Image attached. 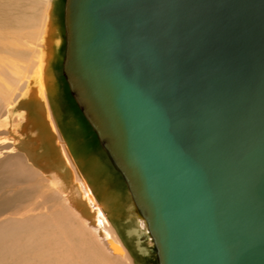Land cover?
<instances>
[{"label": "water", "instance_id": "obj_1", "mask_svg": "<svg viewBox=\"0 0 264 264\" xmlns=\"http://www.w3.org/2000/svg\"><path fill=\"white\" fill-rule=\"evenodd\" d=\"M64 26L157 264H264V0H65Z\"/></svg>", "mask_w": 264, "mask_h": 264}, {"label": "rangeland", "instance_id": "obj_2", "mask_svg": "<svg viewBox=\"0 0 264 264\" xmlns=\"http://www.w3.org/2000/svg\"><path fill=\"white\" fill-rule=\"evenodd\" d=\"M64 5L65 0H0V91L3 93V89L11 87L10 85H12L11 88H13V78L16 76V73L31 76V78L40 74L32 62L37 60L41 53H45L47 51L46 44L44 42L45 36H47L48 41L51 40L49 43H51L50 50L52 53L50 60H48L49 67H47V69L45 67L44 70H46V76L48 77L46 78L48 81L52 80L54 85V89L50 91L52 94L48 92L51 95L50 97L48 96V98L49 102H51L52 112L57 120L56 122L59 126V129L61 130L66 142H68V146L71 148V150L74 148L72 150L73 153L76 154H73L74 158L76 159L78 156L76 161L79 168L83 171V174L87 176L91 187L98 191L95 193L99 196L100 200L110 201L111 205L113 204V206H116L118 213L121 212V215L116 214L115 218L111 219V221H113V224L115 223V226H117L116 230L121 233L120 235H124L125 230L130 227V224H126L125 221L130 216L129 210L132 208V206H129L132 204V198L130 196L128 186L125 179L115 168L108 153L102 146L97 133L95 131L92 132V130L88 128L89 126H87L84 121L88 120L84 114H81L76 109L75 104L77 102L74 103L75 98L71 93L70 86L63 73V63L66 50ZM42 11L45 12L44 15H41ZM27 16H31L32 20H35L40 24H47L46 29L48 28V31L50 29V33L46 32L45 27L44 30L47 34L43 32L44 30L42 31V29V32H40L39 28L37 27L35 30L37 31L36 36L34 33L35 31L30 30L32 23L26 21L22 24V18L25 19ZM48 75L51 76L49 77ZM52 77L56 79H53ZM8 84L9 86H7ZM35 104L36 103H34V100L28 102L29 111H32L31 113H35ZM5 112V105L3 102H0V124L8 125V115ZM24 122L25 121L22 120H12L10 123L11 127L9 124V130L12 127L21 126ZM2 127L4 126H0V129H2ZM4 136H7V134L4 132V130H2V132H0V137L2 138ZM5 150L6 149L0 150V160H2L7 155ZM24 159L26 160V158ZM84 163L87 164L85 165ZM89 165L92 169L89 168ZM93 168L97 169L95 170L96 173ZM85 170L89 172H86ZM103 170L104 172L102 173L101 171ZM8 176L14 175L8 173L6 170L0 167V179L7 178ZM24 177H19L15 183L7 181L0 182V226H3V224L6 223H11V217L21 219V236L18 238V242L11 243L13 240H0V264H76L77 262L78 264H90L94 262V259L89 256L88 252H92V250L95 251L97 248L92 243L87 244L86 250L88 251L85 250L86 252L82 253L83 255H77L80 249H78L76 252H74V250L63 252L62 249H54L53 251L57 252L61 257H53L52 252L49 253L48 249H46L47 246H44V244L41 243L42 247L39 246L40 237L42 236L41 233L47 231L53 223H45L49 225L42 224V227H40L38 226V224H40L38 222L44 223L45 220L38 221L37 218L39 216H35V214L42 215L43 211L45 214H51V211L54 212L53 210L55 208H52V205L55 206V204L57 205L55 210L58 209V212L60 208H63L62 204L64 203V200L58 196V198H56V196L53 195L56 192L52 189L49 190L50 188H47V182H43L41 184V188L35 189V186H33L34 179H31V177V180H27ZM35 179H40V176L37 175ZM96 183L99 184L97 185ZM44 184L46 185L43 186ZM97 186L99 188L102 187L103 189H99ZM24 189L25 192H30L29 197H27L24 193H21L24 191ZM47 190L51 192H48ZM100 190L102 191L99 194ZM42 192H45L46 194ZM16 194L19 196H15ZM9 196H15L14 201H9ZM53 197L54 199H52ZM43 203L44 208L40 207V205ZM58 204L60 205L59 207ZM120 206H122L123 209H121ZM29 214H33L31 219L26 216ZM66 218L70 219V223H66L68 224L69 228L72 227L71 231L73 234V231H75V229H73L74 225L77 226L78 220L73 217ZM72 234H63L58 240L61 242H69L73 236ZM124 237L126 236L124 235L123 239ZM72 239L74 241L75 238L73 237ZM125 241L126 244H128L130 251L129 255L134 264H157L154 245L148 247L147 253L144 255H139L137 252H135L133 240L130 242L129 238L126 237ZM64 253H66V255ZM84 255L87 258L89 256V258H85Z\"/></svg>", "mask_w": 264, "mask_h": 264}, {"label": "bare ground", "instance_id": "obj_3", "mask_svg": "<svg viewBox=\"0 0 264 264\" xmlns=\"http://www.w3.org/2000/svg\"><path fill=\"white\" fill-rule=\"evenodd\" d=\"M44 14L45 12L42 11L41 15ZM26 21L32 23V27L30 29L31 31H35L38 27L40 32H42L44 30V27L45 29L47 27V24L43 25L35 20H32L31 16H27L25 19L22 18V24ZM47 29L46 32L50 33V29L49 31ZM43 32H45V30ZM34 33L37 36V31H35ZM50 41L51 40L48 41L47 36H45L44 42L46 44L47 51L45 53H41L38 56V59L32 62L34 67L36 66L35 68L40 74L31 78V76L16 73V76H14L13 78V88H11L12 85H10L11 87H9V89L7 87L9 86L8 84L7 86H5L7 88L3 89V93H1L2 91H0V102H3V104L5 105V113L8 115V125L0 124V126H4L2 127V129H0V132L4 130V132L7 134V136H4L2 138L0 137V150L6 149L5 153L7 154L2 160H0V167L6 170L8 173L14 175L8 176L7 178H1L0 182L7 181L15 183L21 176H25L24 178H26L27 180L32 177L31 179H34L33 186H35V189L41 188V184L43 182H47V188H50L49 190L52 189L56 192L53 195H55L56 198L60 197L64 200V203L62 204V207L64 209L60 208L58 212V209L55 210V208L57 207V205L55 204V206L52 205V208H55L53 210L54 212L51 211V214H45L44 211L42 215L35 214V216H39L37 218L38 221L45 220L44 223L38 222L40 223L38 224V226L42 227V224L49 225L45 223H53L47 231L41 233L42 236L40 237L39 242V246L42 247V244H44V246H47L46 249H48L49 253L52 252L53 257H61L57 252L53 251L54 249H62L63 252H67L69 250H74V252H76L78 249H80L77 253V255H79L88 251L86 250L87 244L92 243L98 248V253L97 248L95 251H88L89 256L94 259V262L90 264H134L129 255L130 251L128 244H126L125 238H129L130 242L133 240L135 252H137L139 255H144L148 252V247L154 245L153 239L148 234V228L145 220L142 217H139L135 211L133 196L129 187V193L132 198V204L129 206H132V208L129 210L130 216L127 218L125 223L130 224V227L125 230L124 235L126 237H124L123 239L124 235H120L121 233L116 230L117 226H115V223L113 224V221H111V219L115 218L116 214H120L121 212L118 213V209L115 205H111L110 201L100 200L99 196L95 193L98 191L95 188L91 187L88 182L87 176L84 175L83 171L79 168L76 161L78 156L76 157V159L74 158L73 154L75 153H73L72 151L74 148H72L71 150V148L67 144L68 142H66L61 130L59 129V126L56 122L57 120L51 109V102H49L48 98V96L50 97V94H52L50 93V91L54 89L53 81H48L46 70H44L45 67L46 69L47 67H49L48 60H50L52 53L50 50ZM16 56L19 57L18 55ZM48 76L50 77L51 75ZM68 84L70 86L73 97L78 103L84 116L97 133L98 138L100 139L102 146L112 160V163L125 179L122 171L120 170L118 165L115 164L113 158L111 157V154L106 146V140H103V135L99 127L96 126L93 118H91V115L84 108H82V101L72 90L69 82ZM31 100H34V103H36L35 113H31L32 111H29L28 102H30ZM12 120H22L25 122L21 126L12 127L9 130V124ZM24 158H26V160ZM89 168L92 169L91 166ZM93 170L95 171L97 169L93 168ZM101 172L103 173L104 170ZM37 175L40 176V179H35ZM46 184H44L43 186H45ZM97 188L99 187L97 186ZM101 188L102 187H100L99 189ZM101 191L102 190L99 191V194ZM21 193H24L27 197L30 196V192H25V189ZM15 196L19 195L16 194ZM15 196H9L8 200L14 201ZM52 199H54V197ZM59 204L58 207L60 206ZM122 206H120L121 209H123ZM40 207L44 208V203L40 205ZM26 216L31 219L33 214H29ZM66 217H73L78 220V227L73 224V229H75V231H73V234L71 231L72 227L69 228L67 224L70 223V219ZM20 220L21 219L11 217V223H6L3 224V226H0L1 241L13 240L11 241V243L18 242V238L21 236ZM68 233L73 235L69 242H61L58 240L63 234L70 235ZM73 237L75 238L74 241L72 239ZM64 254L66 255V253ZM84 257L87 258L85 255ZM76 264H78V262Z\"/></svg>", "mask_w": 264, "mask_h": 264}, {"label": "trees", "instance_id": "obj_4", "mask_svg": "<svg viewBox=\"0 0 264 264\" xmlns=\"http://www.w3.org/2000/svg\"><path fill=\"white\" fill-rule=\"evenodd\" d=\"M74 103H76V100H75ZM75 105H76V106H75L76 109L79 110V112H80L81 114H83L82 111H81V109H80V107L77 105V103H76ZM84 121H85L86 125L89 126L88 128H89L90 130H92V132L95 131V130L92 129V126L88 123V121H86V120H84ZM88 124H89V125H88Z\"/></svg>", "mask_w": 264, "mask_h": 264}]
</instances>
